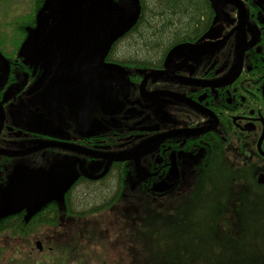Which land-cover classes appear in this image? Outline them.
<instances>
[{
	"label": "flooded vegetation",
	"instance_id": "af4514ba",
	"mask_svg": "<svg viewBox=\"0 0 264 264\" xmlns=\"http://www.w3.org/2000/svg\"><path fill=\"white\" fill-rule=\"evenodd\" d=\"M139 1L112 0L92 62L100 6L76 26L46 0L1 6L0 208L21 224L94 195L179 194L188 178L264 187V0H206L204 16L199 0L171 14Z\"/></svg>",
	"mask_w": 264,
	"mask_h": 264
},
{
	"label": "trees",
	"instance_id": "16d2710c",
	"mask_svg": "<svg viewBox=\"0 0 264 264\" xmlns=\"http://www.w3.org/2000/svg\"><path fill=\"white\" fill-rule=\"evenodd\" d=\"M155 1L160 3L158 13L171 14L185 11L193 0ZM199 11L201 16L210 11L206 0H199ZM216 178L200 179L183 198L181 194L166 199L138 191L140 200L134 202L133 195L128 199V196L105 193L89 196L84 201L90 202L85 209L40 210L35 218L34 215L23 218V224L17 217L20 213L7 214L0 218V253H5L11 239L17 236L30 238L39 232L42 236L44 227L58 228L61 221L71 220L80 228L90 230L86 236L88 244L102 235L110 245L109 253L126 244L133 256L130 264H264V258L257 255L249 258L244 251L248 211L254 206L264 210V187L256 182L253 187L246 182ZM108 213L119 218V228L111 232L110 228L101 227L95 235L93 228L100 227L105 220L100 216L89 218ZM111 235L113 241L122 239L124 243L117 246L109 242Z\"/></svg>",
	"mask_w": 264,
	"mask_h": 264
},
{
	"label": "rangeland",
	"instance_id": "374dc122",
	"mask_svg": "<svg viewBox=\"0 0 264 264\" xmlns=\"http://www.w3.org/2000/svg\"><path fill=\"white\" fill-rule=\"evenodd\" d=\"M11 1L12 0H0V11L2 10L1 6L7 11L10 10L12 12L24 9L22 3L17 4L20 0H17L13 7L10 5ZM89 2L90 0H46L45 6H47L46 9L51 14L54 13V15H58V13H64L69 15L73 18V26H76L74 19L79 18L80 12H86L90 9ZM145 2L149 5L150 0H145ZM216 177L217 180L221 179L219 174H216ZM195 186L196 181L193 178H188L186 180L185 189H182L179 194L167 192L164 193L163 197L169 199L174 195L179 196L181 194L183 198V196L190 194ZM136 200L139 201L140 198H138L137 194H134L133 201L135 202ZM122 204L123 203H121V205ZM14 210H16V208L4 206L0 208V217ZM99 216L100 219L104 218L105 221H101L100 227L93 228V233H95V235L101 227L110 228L111 232L119 228V218H116V216L111 213L105 215L95 214L89 219ZM246 223H248L245 225L248 233L244 237L247 243H245L244 250L246 256L251 258L253 255H257L258 258H264V210L258 207L256 208L255 206L252 207L248 211ZM59 225L58 228L52 229L46 228L47 226L44 227L42 236L39 235L40 232L36 234L37 238H43L41 241L44 246L43 250L38 249L35 243H31V241L27 239L28 237H24L23 239H11V246L8 247V251L6 250L5 253H0V264H130V259L133 256L128 249H126V244L114 248L109 253L110 245L103 235L101 238H96V241L93 239L92 243L88 244L86 236L90 233L89 229L84 227L80 228L79 225H76L71 220L61 221ZM83 230H86L87 233L83 234ZM9 239L10 238H7V240ZM112 241L113 235H111L109 239V242ZM122 241L124 243L122 239L118 242H113L117 245Z\"/></svg>",
	"mask_w": 264,
	"mask_h": 264
},
{
	"label": "water",
	"instance_id": "95a60500",
	"mask_svg": "<svg viewBox=\"0 0 264 264\" xmlns=\"http://www.w3.org/2000/svg\"><path fill=\"white\" fill-rule=\"evenodd\" d=\"M136 2V13L140 11V1L139 0H134ZM91 3H93V7L91 6ZM98 6H100L102 10V24H101V31L100 35L98 38V41L96 43V46L94 50L91 52L90 57H89V62L97 60V55L102 57L104 53L107 51L109 48L112 38L108 35L111 22H112V13H113V3L112 0H90V7H92V10H95ZM95 59L93 56H95ZM258 182L260 184H264V174H260L258 178ZM37 248L42 249V243L37 242L36 244Z\"/></svg>",
	"mask_w": 264,
	"mask_h": 264
}]
</instances>
